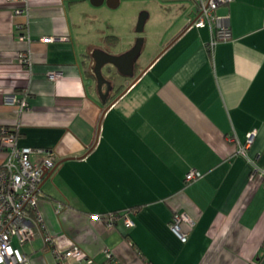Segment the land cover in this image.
Listing matches in <instances>:
<instances>
[{"label": "crops", "instance_id": "0c3cea01", "mask_svg": "<svg viewBox=\"0 0 264 264\" xmlns=\"http://www.w3.org/2000/svg\"><path fill=\"white\" fill-rule=\"evenodd\" d=\"M30 4L29 14H16V2L0 0V135L2 127L18 128L20 145L53 151L58 166L39 207L56 247L79 245L95 264H106L108 254L120 264H264V177L252 176L232 140L244 143L257 131L248 153L264 162V0L219 6L232 39L213 48L208 24L188 27L191 8L161 16L160 38L143 65L137 60L136 81H116V68H104L115 82L106 104L91 52L130 49L142 35L141 8L118 17L121 0ZM25 49L31 71L18 63ZM51 71L62 76L52 80ZM24 88L30 109L20 114L6 95ZM5 159L0 149V166ZM192 169L201 176L186 182ZM110 211H127L135 225L109 227L92 217ZM182 211L196 221L182 223L185 242L171 229ZM23 250L36 263L58 264L40 231Z\"/></svg>", "mask_w": 264, "mask_h": 264}, {"label": "built area", "instance_id": "2783aa9c", "mask_svg": "<svg viewBox=\"0 0 264 264\" xmlns=\"http://www.w3.org/2000/svg\"><path fill=\"white\" fill-rule=\"evenodd\" d=\"M16 2V14H29L30 0H8ZM191 3L193 17L189 20V26L208 24L211 28L209 47L213 48L220 41L232 39L230 16L218 15L219 6L228 4L233 0H188ZM25 28V25H19ZM21 40H30L28 33H22ZM54 36H43V41H53ZM18 63L27 67L30 71L33 61L29 50L20 52ZM52 80L62 76L61 71L48 73ZM6 100L16 104L19 113L30 109L29 90L24 88L6 95ZM18 132V133H17ZM257 131L247 134L244 143L236 136L232 140L238 143V152L245 155L252 165V176L257 173L264 177V162L259 163L258 157L250 156L248 151L254 142ZM18 128L2 127L0 149L6 151V159L0 166V264H39L32 260L23 247L31 244L40 231L43 240L49 246L57 259L58 264H70L68 259L74 256H82L80 264H95L94 260L83 253L79 245H74L67 250H59L55 244L54 235L48 230L43 213L39 207L42 184L57 160L51 149L44 147H32L19 144ZM201 176V172L195 169L186 174V182H191ZM62 205L59 203L56 209L59 211ZM93 218L104 221L109 227L117 225L122 220L125 227L135 225L134 219L125 212L110 211L102 214H94ZM188 223L194 227L196 221L187 212H176L171 221V229L183 242L187 241L189 231L182 229V223ZM108 257L114 258L112 254ZM114 261L119 262L114 258Z\"/></svg>", "mask_w": 264, "mask_h": 264}, {"label": "water", "instance_id": "95a60500", "mask_svg": "<svg viewBox=\"0 0 264 264\" xmlns=\"http://www.w3.org/2000/svg\"><path fill=\"white\" fill-rule=\"evenodd\" d=\"M91 2L95 5H100L104 2V0H91ZM148 15L149 14L146 11H143L140 14L136 27L138 32H142L144 30ZM144 42L145 38L140 35L137 37L134 45L130 49L119 54L111 53L100 47H95L92 50L91 71L96 80L97 92L101 97L103 104H106L110 91L113 89L112 80L107 77L104 72V68L106 66H108V68L113 66L116 68L118 74L132 77L133 80L136 81L140 75H135V66L142 53ZM105 85L107 86L106 89H104ZM112 103L113 102L109 103L106 109L109 108ZM57 166L58 162L56 163L55 167L47 173L45 180L55 171Z\"/></svg>", "mask_w": 264, "mask_h": 264}, {"label": "rangeland", "instance_id": "374dc122", "mask_svg": "<svg viewBox=\"0 0 264 264\" xmlns=\"http://www.w3.org/2000/svg\"><path fill=\"white\" fill-rule=\"evenodd\" d=\"M122 5L120 10V15L118 17H128L130 16V12L134 7L137 9L141 8L139 11L138 18L140 14L143 11L150 12L152 10V15L145 23V28L142 31V36L145 38L144 46L142 49L141 56L138 59L139 66L143 65L145 62V59L150 55L149 49L151 47V44L154 43V41L157 43V40L160 38V34L158 30L159 24L157 22L159 21L161 16H166V13L169 12V14L172 13V16L174 13L178 12L180 15V12L184 11H190L191 3L188 0H121ZM162 36V35H161ZM155 38V39H154ZM113 75L116 76V81L122 78L120 74L111 72Z\"/></svg>", "mask_w": 264, "mask_h": 264}, {"label": "trees", "instance_id": "16d2710c", "mask_svg": "<svg viewBox=\"0 0 264 264\" xmlns=\"http://www.w3.org/2000/svg\"><path fill=\"white\" fill-rule=\"evenodd\" d=\"M88 74H91L90 72H88ZM91 76V75H90ZM18 133V132H17ZM106 264H118V263H116L115 261H114V258H111V257H108L107 259H106V262H105ZM120 264V263H119Z\"/></svg>", "mask_w": 264, "mask_h": 264}, {"label": "flooded vegetation", "instance_id": "af4514ba", "mask_svg": "<svg viewBox=\"0 0 264 264\" xmlns=\"http://www.w3.org/2000/svg\"><path fill=\"white\" fill-rule=\"evenodd\" d=\"M112 80V83L114 84L115 82L113 81V79H111ZM105 87L107 88V86L105 85Z\"/></svg>", "mask_w": 264, "mask_h": 264}]
</instances>
